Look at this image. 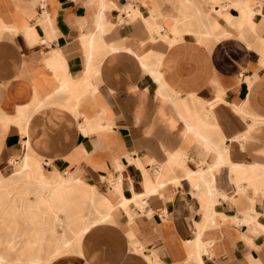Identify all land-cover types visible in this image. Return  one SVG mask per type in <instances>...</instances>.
<instances>
[{
	"label": "crops",
	"instance_id": "1",
	"mask_svg": "<svg viewBox=\"0 0 264 264\" xmlns=\"http://www.w3.org/2000/svg\"><path fill=\"white\" fill-rule=\"evenodd\" d=\"M24 159L90 201L50 264H264V0H0V181Z\"/></svg>",
	"mask_w": 264,
	"mask_h": 264
},
{
	"label": "rangeland",
	"instance_id": "2",
	"mask_svg": "<svg viewBox=\"0 0 264 264\" xmlns=\"http://www.w3.org/2000/svg\"><path fill=\"white\" fill-rule=\"evenodd\" d=\"M18 171L19 168L12 178L0 181V232L2 231V233H0V256L10 259H7L9 264H15V256H20L28 260L36 259L37 257H45L46 255L51 254L57 246L58 241L64 240V238L65 240L71 241V243L73 242L72 246H76L80 238L82 241L83 236L80 238L79 236L85 221L92 223L91 207H88L90 201L85 197V194L87 193L85 188L83 186L75 185V191H72L74 194L68 195L69 193H67L66 195V193H64L62 197L63 199L57 201L58 207L52 209L46 202L44 203L42 197H39L38 200L35 197L27 198L25 196L27 178L24 173H18ZM3 174L7 175L8 173L4 172ZM76 189L79 191L77 192ZM89 195H92L91 191ZM90 199L93 200V197L91 196ZM70 200L71 202L72 200L76 201L78 205L73 207ZM46 204L48 206H46ZM71 206L72 208H70ZM18 210L21 212L19 213L20 215L16 213ZM55 210H59L58 213L62 214L60 215V218H62V230L64 231V229H66L64 232L56 227ZM75 210L77 212H74ZM42 219H45V222L42 223ZM17 228L20 229L21 235L19 236L16 248L12 250L8 248V241L14 233V230ZM40 230L41 232L43 230V232H39ZM5 236L7 237L5 238ZM30 245L31 247H29ZM73 251L74 249L71 248L65 254H69Z\"/></svg>",
	"mask_w": 264,
	"mask_h": 264
},
{
	"label": "bare ground",
	"instance_id": "3",
	"mask_svg": "<svg viewBox=\"0 0 264 264\" xmlns=\"http://www.w3.org/2000/svg\"><path fill=\"white\" fill-rule=\"evenodd\" d=\"M20 164V163H19ZM15 167V166H14ZM42 169V168H41ZM39 171V168L36 166V165H32V164H29V162L27 161V159H24L23 161H21V164H20V167H19V171L18 173H24L27 178V183H26V190H25V196L27 198H31V197H35L36 199L39 200V197H42L44 200V203L46 202L49 207H51L52 209L55 207H58L57 204L60 199H63V194L66 193H69L68 195L70 194H74L72 191H75L74 187L75 185L81 183L79 179H75L73 180L70 176H62L60 175L59 173L55 172L54 171V179L52 181H48L46 178H45V175L47 174H44V175H39L37 174V172ZM68 174V173H67ZM15 179V178H14ZM25 184V183H24ZM20 185V184H19ZM80 186V185H79ZM78 186V187H79ZM81 188V187H79ZM82 189V188H81ZM95 189L96 188H92L90 190H92V195L94 196L96 194L95 192ZM77 192L79 191L78 189H76ZM86 190V189H85ZM84 190V191H85ZM97 190V189H96ZM83 191V192H84ZM86 195V194H85ZM91 195V196H92ZM24 196V197H25ZM90 196V197H91ZM86 197V196H85ZM89 197V198H90ZM18 199V198H17ZM33 199V198H32ZM68 199V198H66ZM70 199V198H69ZM41 201V200H40ZM65 201V200H63ZM66 201H69V200H66ZM39 202V201H38ZM71 202V200H70ZM46 204V206H48ZM68 204V202H67ZM70 205V204H69ZM71 205L74 207V206H77L78 204L76 203V201H73L71 202ZM81 205V204H80ZM72 206L70 208H72ZM99 206H100V203H98L97 201V204L94 205V209L101 213L100 210H99ZM77 208V207H76ZM51 209V210H52ZM60 209V208H58ZM69 209V207H68ZM110 210V209H109ZM59 211V210H58ZM58 211L55 210L56 212V216H55V222H56V227L59 229V230H62V219H60V213H58ZM79 211V210H78ZM53 212V211H52ZM64 212V211H63ZM74 212H77L76 210ZM17 214L21 213L20 210H18L16 212ZM24 213V212H23ZM112 213V212H111ZM16 214V215H17ZM25 214V213H24ZM86 214V213H85ZM20 215V214H19ZM22 215V214H21ZM71 215V214H70ZM69 215V216H70ZM78 215V214H77ZM110 212H107L104 213L101 218H100V221L102 220H105L107 218L110 217ZM66 216V215H64ZM91 216V215H90ZM86 217V216H85ZM26 218V216H25ZM54 218V217H53ZM90 219V217H89ZM71 221V220H70ZM85 221V220H84ZM73 224V223H72ZM46 225V224H45ZM53 225V224H51ZM24 226V225H23ZM37 226V225H36ZM93 226V223H89L87 221H85V224L80 232V236L79 238L86 232L88 231L91 227ZM40 228V227H39ZM24 229V228H23ZM57 229V230H58ZM22 230V229H21ZM23 231V230H22ZM63 231V230H62ZM64 231H66V229H64ZM63 231V232H64ZM41 232V230L39 231ZM43 232V230H42ZM41 232V233H42ZM79 232V231H78ZM34 233V232H33ZM48 233V232H47ZM21 235V232H20V229H16L14 230V233L11 235V238L9 239L8 241V248L14 250L16 248V245L18 244V239H19V236ZM75 236V235H74ZM78 237V236H77ZM28 238V237H27ZM62 238V237H61ZM78 238V239H79ZM77 239V241H78ZM52 240V239H51ZM31 241V240H30ZM29 241V242H30ZM55 242V241H54ZM80 242H81V238L80 240L78 241V244L76 246H72V243L71 241L69 240H60L58 241V244L57 246L55 247L57 251V255L55 256H46V257H37L36 259H25L23 257H20V256H15L16 257V260H14V263L15 264H50L52 263L56 258L60 257V256H63L66 252H68L71 248L74 249V250H77L79 245H80ZM32 243V242H31ZM75 244V243H74ZM73 244V245H74ZM31 247V245L29 246ZM28 248V247H27ZM34 250V249H33ZM24 251V250H23ZM14 252V251H13ZM20 254V253H19ZM18 255V254H17ZM10 257V256H9ZM8 259V258H7ZM5 257L3 256H0V264H9V261L10 259L7 260ZM28 263H27V262ZM13 262V260H12Z\"/></svg>",
	"mask_w": 264,
	"mask_h": 264
}]
</instances>
